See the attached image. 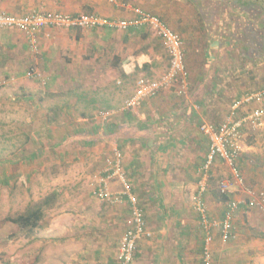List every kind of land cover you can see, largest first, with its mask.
Instances as JSON below:
<instances>
[{
	"label": "crops",
	"instance_id": "crops-1",
	"mask_svg": "<svg viewBox=\"0 0 264 264\" xmlns=\"http://www.w3.org/2000/svg\"><path fill=\"white\" fill-rule=\"evenodd\" d=\"M57 5L60 10L51 8ZM80 6L93 9L92 12H85L87 14L95 13L107 18H132L137 15V10L159 16L182 37L189 70L187 86L190 84L191 90L197 89L201 98L198 93L197 100L193 96L180 97L181 85L178 83L169 92L145 100L137 110H124L122 106L115 112L118 84L126 83L140 72L142 75L138 78H157L168 69L169 60L166 70L158 76L152 75V71L160 65L161 53L157 50L165 51L166 48L155 32L151 33L146 27L126 31L108 27L95 31L53 28L37 34L36 49L31 44V38L24 32L16 29L0 30L1 86H10L14 82L33 86L27 80L26 73L34 70L45 77L36 80L42 81L44 91L48 89L50 95L63 93L61 91L64 89L57 91L56 87H101L103 90H100V94L94 93V103L98 106L86 104L81 110H76L73 107L78 101L74 99L68 102L60 114V118L64 119L62 126L54 124L47 128L54 138L53 144H70L67 139L71 137V144H76L75 147L80 151L100 154L106 150V143L112 140L115 146L123 150L128 178L135 186L138 197L142 201L147 199L144 202L147 206L153 207L155 213H158L159 208L154 206L152 199L158 198L165 188V192L169 191L168 195H174L175 209L172 211L178 214V219H174V227L168 229V226L157 224L155 214H152L154 218H150L148 224L146 213L148 229L154 235L138 242L132 264H202V239H197L192 228L197 224L195 216L192 210L183 208L187 206V192L191 193L190 201L194 208L193 195L199 180L198 168L205 161L209 149V139L200 130V125L213 123L199 121L204 119V113L197 108V102H206L209 112L217 110L218 118L221 119L226 106L222 103L226 99L232 103V107L244 93L251 91L247 89L253 88L252 84L255 87L264 86V81H260L264 80L261 63L251 72L248 66L249 57H253L252 62H256L264 54V49H258L255 45H264L263 15L249 10V0H72V3L63 0H0V10L16 14L32 9L84 13L79 11ZM35 50L42 53L40 58L35 56ZM62 55L64 62L58 66L55 63ZM225 70L228 73H224ZM83 78L86 80L83 81ZM215 78L219 79L217 83L214 82ZM78 81L80 83L74 85ZM211 87L215 91H211ZM207 92L211 93L205 97ZM36 97L29 93L20 99H31L40 109L39 102L44 97L37 100ZM107 111L114 112L110 121L103 123L101 114ZM37 113L47 118L48 109ZM248 129L246 127L244 130L243 149L238 164L245 186L256 192L264 191V171L258 165L248 163L253 156L258 158L264 153L257 147L261 144L258 133L250 136L253 131ZM68 154H71V150L63 151V161L58 163L56 160V166L65 163ZM218 166L224 174L231 176L228 165L221 160L215 163L213 175ZM100 175H97V180ZM214 177L212 180H215ZM113 184L115 188L120 187L116 181ZM66 195L69 200L76 201L71 204L72 207L63 208L62 212L49 218L47 224L43 220L39 228L47 226L49 238L46 240L54 243L57 249L55 253H41L43 257L37 264H118L119 241L128 228L129 204L100 201L91 190ZM244 195L247 198L250 196L242 187L239 191L234 189L229 197L243 200ZM229 197H222L218 185L211 187V192L206 196L211 218L224 217ZM159 205L162 206V202L159 201ZM58 206L60 204H55L53 210ZM261 208L264 209V205ZM183 211H189L192 215L190 223H187V218H180L179 212ZM234 223L237 236L230 242L224 243L221 240L220 230L215 233L213 252L217 263L264 264V210L241 204ZM181 227L185 228L177 233V228Z\"/></svg>",
	"mask_w": 264,
	"mask_h": 264
},
{
	"label": "rangeland",
	"instance_id": "rangeland-1",
	"mask_svg": "<svg viewBox=\"0 0 264 264\" xmlns=\"http://www.w3.org/2000/svg\"><path fill=\"white\" fill-rule=\"evenodd\" d=\"M63 1L72 3V0ZM249 3L252 4V6L249 7L250 10H252L255 14L263 15L264 18V0H249ZM51 8L60 10L58 5ZM78 8L79 11L84 13L93 11L90 6H80ZM146 29L153 33L150 28L146 27ZM155 43L158 44L157 42ZM255 45L258 49L260 47L264 49V45L262 44L256 43ZM62 52L61 54H64ZM157 52L161 53L160 65L155 71H152L153 76H158L166 70L169 60V55L166 50H157ZM34 53L36 54L35 56H38V58L42 55L40 50H35ZM63 56L64 55H62V58L58 59L62 61L57 60L55 64L59 66L63 63ZM252 59L253 57H249L248 59L249 72H251L260 63L264 70V54L261 60L252 62ZM66 63L69 65V62ZM70 66L71 65H69V67ZM34 67L37 66L34 64ZM233 67L234 66H232V69ZM77 69L80 71L79 67H77ZM224 73H228V71L225 70ZM68 74H70L69 71ZM141 75L142 73L140 72L136 76L127 80L126 83L118 84V92L115 91V94L118 96L116 109H114L115 112L119 111V109L124 105L125 100L134 89L136 78ZM42 78L45 77L42 76ZM42 78L38 80H41ZM36 79L37 78H27L28 81L33 83V86L19 85V82H14V84H11L10 86H0V264H37L38 260L43 257L41 253L49 251L51 253H55L57 249L55 244L52 242L48 243L46 240L49 238L47 226L42 229H38L39 231L31 235L25 230L17 227L15 223L9 220V218L15 217L20 213H24L33 204L43 203L46 199H48L47 206L45 207L46 215L44 219V224H47L49 218H52L53 215H57L62 212L63 208L72 207L71 204L76 202L69 200L66 195L67 193L70 194L72 192L79 191L87 193L90 190L93 192V188L97 183V175L102 173L104 170L106 160L109 156H111L113 147H115V142L113 144L112 140H109V142L106 143V140V150L103 153L98 154L95 151H91V153L88 154V152L86 153L84 151H80L79 148L77 149L75 147L76 144H71V137L67 139V142L70 144H67L66 142L65 144H53L54 138L48 132L47 128L50 125L54 126V124L60 127L62 126V121H64V119L60 118V114L68 102L74 99L77 100L78 103H75V107H73L76 110H81L82 106L86 104L98 106L94 103V93L96 92L100 94V90L103 89L101 87H96L95 85L87 87L82 86L81 88L75 87L73 89H71V86H65L64 88L56 87L55 89L57 91L64 89V91H61L63 93L56 92L53 93V95H50L51 93L48 94V89L46 92L44 91L41 83L42 81L38 82ZM67 79H69L68 76ZM81 79L82 78H79L78 80ZM62 80L66 83L64 77ZM85 80L86 78H83V81ZM218 81L219 79L215 78L214 82L217 83ZM260 81L264 80L261 79ZM60 82L61 79H59V83ZM78 83L80 82L78 81L74 85H77ZM252 85L254 87L248 88L247 90L259 88L255 87L254 84ZM206 86H208V84H206ZM214 88L217 87L214 85ZM214 88L211 87V91H215ZM205 89H210V87H205ZM196 90L197 89L191 90L189 84L186 93L182 94L180 97L186 98L193 96V98H196L197 100L198 97L196 95L199 91ZM233 90L234 89H231L230 91ZM29 93L36 95V100L39 97H44V100L41 99L42 102H39V105H41L40 109L35 106L36 103L31 99L26 100L27 102L23 101L24 99H20ZM199 93L198 96L200 97L201 93ZM210 93L211 92H207L205 97H208ZM202 104L197 102V108L204 113V119L199 120L201 123H203V121L213 123L222 122L227 120L230 115V107L232 103H230L228 99H226V102L222 103V105L226 106L224 117L221 119L218 118L217 110H215V112H209L206 102ZM46 109H48L47 118L42 117L39 113H37L43 112V110ZM242 113V110L238 111V115H241ZM248 130L253 131L252 134H249L250 136L254 135V133H258L257 137L259 138V142L261 144H258L257 147L261 149L260 152L264 153V140L262 139L264 138V127L255 129L249 128ZM69 150H71V154H68L65 163H62L61 165L57 164V167L55 163L56 160L58 163H61L60 160L63 161V151L69 152ZM259 156L260 157L258 158L253 156L254 158H250L248 163L258 165V167L264 171V155L260 154ZM253 160L258 161L253 162ZM217 162H220V160H217ZM222 172L223 171L218 166L216 168V173L213 175L215 176V180H212L211 187H216L221 179L228 177V173L224 174V172ZM162 176L163 173L161 174V178ZM163 186L164 183L162 187ZM193 187H190V189L192 190ZM165 191L166 188L162 190V193L159 194L158 198L152 199L154 206L159 208L157 209L158 213H155L153 207L149 205L147 206L146 203H144L147 201L146 198L143 201L141 197L139 198H141L146 213L148 214V224L150 223V218H154V215L152 214H155L157 224L160 226H168V229H170L172 226L174 227V219H178V214L173 212L175 209L174 195H168L169 191ZM237 191H239V188H237ZM209 192H211V189ZM190 195L191 193H186L185 200L187 206H184L183 208H189L193 211V216H195L197 224H195L196 226L194 225L192 228L197 235V239H202L203 250V238L205 233L198 214L194 208H192ZM242 198H245V195ZM159 201L162 202V206L159 205ZM55 204H60V207L58 206L53 210L51 206H54ZM62 205L63 207L61 208ZM258 209L264 210L262 208ZM188 212L189 211H183V213L179 212V216L183 220L187 218V223H190L189 221L193 220V217ZM184 228L185 227L177 228V233H180ZM152 235H154L153 231ZM180 237L184 238L182 235ZM42 239L45 240L43 241ZM215 264H218L216 259Z\"/></svg>",
	"mask_w": 264,
	"mask_h": 264
},
{
	"label": "built area",
	"instance_id": "built-area-1",
	"mask_svg": "<svg viewBox=\"0 0 264 264\" xmlns=\"http://www.w3.org/2000/svg\"><path fill=\"white\" fill-rule=\"evenodd\" d=\"M126 31L130 28L148 27L164 44L169 55L167 71L157 78L140 77L136 80L132 95L124 102L122 109L137 110L145 100L170 91L178 83L180 94L187 90L188 69L186 65L185 44L182 37L159 16L147 11L137 10L132 18H107L95 13L43 12L33 9L23 14L0 10V30L16 29L31 38L36 49V36L39 32L53 28H76L95 31L102 28ZM50 35V33H47ZM28 78H42L40 72L28 70ZM43 79V78H42ZM1 86V83H0ZM243 113L238 115V111ZM114 111L103 112V123L109 122ZM264 126V87L244 94L236 100L227 120L219 124L205 123L201 130L209 139V149L205 161L198 168L196 191L193 195L194 209L199 215L204 230L202 264H215L213 242L216 231L220 230L221 240L226 243L236 238L234 219L241 204L248 207L261 208L264 205V191L245 186V179L238 161L243 149L244 130L246 127L255 129ZM221 160L229 167L231 176L219 181L218 189L229 197L237 188H245L249 198L243 200L229 197L228 210L222 219L211 218L206 196L211 189L213 167ZM120 185L115 188L113 182ZM93 195L100 201L110 203L127 202L130 206L128 228L119 241L118 264H132L138 248V242L144 237H151L152 232L147 226L146 210L141 203L135 186L130 182L125 168L124 154L120 147L115 146L111 156L105 163L95 187Z\"/></svg>",
	"mask_w": 264,
	"mask_h": 264
},
{
	"label": "trees",
	"instance_id": "trees-1",
	"mask_svg": "<svg viewBox=\"0 0 264 264\" xmlns=\"http://www.w3.org/2000/svg\"><path fill=\"white\" fill-rule=\"evenodd\" d=\"M251 6V3H249V7ZM250 10V8H249ZM264 87V86H263ZM248 91L252 92L255 90H258L260 88ZM246 92V93H248ZM244 93V94H246ZM243 94V95H244ZM240 99V98H239ZM219 191V189H218ZM221 194V192L219 191ZM224 199H227V195L221 194ZM48 203V199H46L43 203H36L30 206L24 213H20L15 217L9 218L11 222L15 223L17 227H19L22 230H25L28 234H34L38 231V229L41 227L43 220L45 219L46 215V206ZM53 207V206H51Z\"/></svg>",
	"mask_w": 264,
	"mask_h": 264
}]
</instances>
